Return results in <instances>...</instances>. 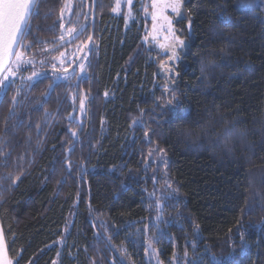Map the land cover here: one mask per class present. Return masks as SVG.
Here are the masks:
<instances>
[{"label":"trees","instance_id":"trees-1","mask_svg":"<svg viewBox=\"0 0 264 264\" xmlns=\"http://www.w3.org/2000/svg\"><path fill=\"white\" fill-rule=\"evenodd\" d=\"M63 5L38 0L18 49L53 62ZM183 13L168 73L141 28L96 11L83 77L8 84L0 227L13 264H264V0H184ZM74 93L87 95L82 129L68 123Z\"/></svg>","mask_w":264,"mask_h":264},{"label":"rangeland","instance_id":"rangeland-1","mask_svg":"<svg viewBox=\"0 0 264 264\" xmlns=\"http://www.w3.org/2000/svg\"><path fill=\"white\" fill-rule=\"evenodd\" d=\"M119 2V11L118 12H112V7H115L117 4V0H96V11L99 15L101 12H109L112 16L119 18L122 17L124 20V29L127 30L129 27H131L133 24H136L138 28L142 29L143 33V39L141 41L142 47L145 51L152 53L153 51L156 52V55L153 59L155 61H158L160 63V67L162 69L163 73H168L170 71L169 64L174 63L177 59H169L172 54V48L171 47H165L160 48L161 43H165L163 36L166 34V29L163 33L158 34L155 39H153V36L150 35L152 33V0H118ZM98 3V7H97ZM84 5V12H83V18H78V13L75 15V12L73 11V8L76 5ZM183 4L184 0H180V10L178 13L171 12L170 9L165 11V15H168L169 18L173 21V28L176 33V36L179 37L180 41H183V45H180L176 43L174 40L168 41L169 44L173 45L176 49L178 58L180 55L185 51L186 49V42L181 38L180 32L177 28V22L182 18L183 16ZM92 7V0H64V5L61 10V21L60 25H63L61 27V34L60 37L57 39L56 46L55 44L52 45L53 49H59L57 52V57L52 58L53 62L46 61H36L29 56L26 55V52L24 49L19 48L17 52L23 53L21 57V61L18 63V65H13L14 70L16 71L15 76H9V80L5 81L6 84H10V82L19 81L21 85L24 84H31L32 81H29L28 78L32 76V74L35 72L39 74V77L42 78L44 76H49L52 79L55 78V75H59L62 79L60 82H72L73 79L83 77L86 74L85 67L84 72L81 73L80 70V64L83 63L86 65V61L84 60H77L78 57L83 56V52L80 51V45L83 41L87 39V36L90 35V27L86 30V32L78 39H80L78 42H74L72 44L63 46L64 41L69 38L68 31L71 28H78L79 22L82 25V22L84 21L85 24L90 23L89 14L91 12ZM79 12V11H78ZM75 15V16H74ZM83 23V24H84ZM94 35V34H93ZM61 36L64 37V39H61ZM147 37V39H145ZM64 54L63 56L61 54ZM89 57H92V52L89 53ZM15 60V59H14ZM65 69H67V72H65ZM7 72H4V75H6ZM2 77V79H3ZM66 77V79H64ZM39 78V79H40ZM38 80L36 77H33V81ZM59 83V82H58ZM75 96V99L72 103V106L74 109H76L69 117H68V123H70L71 126H74L76 124L80 125L82 124V119L86 111V103H85V110L82 113L80 109V103H76V100L84 99V102L86 101V98L84 95L77 96L75 93L73 94ZM72 96V98H74ZM74 131H71V133ZM77 137V136H76ZM149 198L151 200V205H153V210L157 212L156 205L159 204L157 195L151 196L149 195ZM153 198V200H152ZM160 205V204H159ZM74 214V213H73ZM160 216V213L157 212V216ZM157 216L154 218V221H152L151 224L155 225L157 221ZM71 218L68 221V228L65 230V235H67V231L69 230ZM156 227V225H155ZM142 231L148 232L146 228H144ZM156 237L152 236V240H155ZM65 243L64 239H61L59 241V246L62 247ZM150 245V249H153L152 257H155V254L157 250L155 248H152L153 241L148 242ZM52 264H60V254L55 258ZM124 264H132L129 260H126V263ZM152 264H157V261L152 262Z\"/></svg>","mask_w":264,"mask_h":264},{"label":"snow or ice","instance_id":"snow-or-ice-1","mask_svg":"<svg viewBox=\"0 0 264 264\" xmlns=\"http://www.w3.org/2000/svg\"><path fill=\"white\" fill-rule=\"evenodd\" d=\"M36 2V0H0V71H6L7 74L4 75L3 79H0V102H2V97L6 94L8 84L5 83V81L9 80V76H15L16 71L13 68V65H18V63L21 61V57L23 53L16 52L15 53V60L9 61V57L14 54L13 46L18 43V41H22L27 33L28 28V18L32 14V8L33 4ZM170 9L173 13H178L180 10V0H152V33L150 35L153 36V39L156 38L158 34H161L166 29V34H164L163 39L165 43L160 44V48L165 47H171L172 48V54L171 59H178L176 49L173 45L169 44L168 41L174 40L176 43L183 45V41L179 40V37L176 36V33L173 28V21L169 18L168 15H165V11ZM112 12H118L119 11V2L117 0V4L115 7H112ZM63 27V25H61ZM87 24L80 25L78 28H71L68 31V35L72 39H76L79 37V35L86 31ZM95 29L93 26V33ZM61 39L63 40L64 37L61 36ZM94 39V35L90 34L87 36V39L82 42L80 45V51L83 52L82 57H78L77 60H84L86 61V65L81 63L80 64V70L81 73L84 72L85 67H91L92 61L89 57V53L93 51L92 42ZM147 39V37H145ZM64 55L63 53L61 54ZM65 72H67V69H65ZM33 77H36L39 79V74L33 73L31 77L28 78L29 81H32L33 84L35 81H33ZM61 77L59 75H55V78L52 80V83L49 85V91L53 89L58 82L61 81ZM66 79V77L64 78ZM32 84L29 85L31 87ZM18 95L13 97L12 101V107L9 110V118L15 116V108L16 105L19 103L18 101ZM107 96V93H105ZM85 98H87V95H85ZM172 101H169V104H171ZM159 106V105H158ZM80 109L83 113L85 110V102L84 99L80 100ZM81 129L83 128V125H80ZM146 137H149V133L145 132L144 134ZM72 136L76 137L77 133L72 132ZM150 142V139H149ZM74 144L75 141H73V147L69 149V153L74 151ZM151 156V154H150ZM65 171L71 175V163L69 162V166L65 169ZM11 179V176L8 177H0V179ZM154 181L159 179V177L155 176V173L153 175ZM62 182V181H61ZM150 197L154 196V192L149 194ZM163 198V197H162ZM157 212L160 213L163 211V208L157 204L156 205ZM160 220V216H157V221ZM155 226V225H153ZM159 232V229H157ZM0 264H13V261L8 258V248L5 244V237L4 232L2 229H0ZM18 264V261L16 262ZM157 264H160L159 261H157Z\"/></svg>","mask_w":264,"mask_h":264},{"label":"water","instance_id":"water-1","mask_svg":"<svg viewBox=\"0 0 264 264\" xmlns=\"http://www.w3.org/2000/svg\"><path fill=\"white\" fill-rule=\"evenodd\" d=\"M37 1H38V0H36V2L33 4L32 13H33V10H34V8H35V6H36V4H37ZM31 15H32V14H31ZM31 15H30L29 18H28V22H29V19H30ZM95 21H96V0H92V7H91V22H90V34H94V33H93V26H94V29H95ZM87 28H88V25H87ZM86 30H87V29H86ZM85 32H86V31L82 32V33L79 35L78 38H80ZM78 38H76V39H78ZM76 39H72L71 37H69V38H68V41H73V40H76ZM20 42H21V41H18V43L15 44V45L13 46L14 54L11 55V56L9 57V61H13V59H14V57H15V53L17 52L18 47H19V45H20ZM3 73H4V71H0V79H1V77H2V75H3ZM57 113H58V109H57V111L55 112V114H54V116H53V118H52V120H51V122H50V124H49V126H48V129H47V131H46V134L44 135V138H43L42 142L45 140L46 135H47L49 129H50L51 126L53 125V123H54V121H55V119H56ZM0 229H1V227H0Z\"/></svg>","mask_w":264,"mask_h":264}]
</instances>
